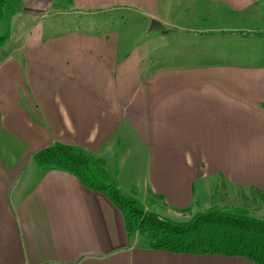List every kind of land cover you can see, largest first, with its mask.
I'll use <instances>...</instances> for the list:
<instances>
[{"label": "crops", "instance_id": "0c3cea01", "mask_svg": "<svg viewBox=\"0 0 264 264\" xmlns=\"http://www.w3.org/2000/svg\"><path fill=\"white\" fill-rule=\"evenodd\" d=\"M15 5L0 47V264H258L142 246L111 199L34 154L83 148L168 217L264 204V0ZM126 14L146 39L114 26Z\"/></svg>", "mask_w": 264, "mask_h": 264}, {"label": "trees", "instance_id": "16d2710c", "mask_svg": "<svg viewBox=\"0 0 264 264\" xmlns=\"http://www.w3.org/2000/svg\"><path fill=\"white\" fill-rule=\"evenodd\" d=\"M15 0H0V16ZM8 39L0 37V45ZM34 160L42 169H59L78 177L95 191L105 194L123 212L129 234L147 241L156 250L183 254H218L245 257L264 264V219L247 211L210 209L192 219L177 222L140 208L136 199L125 195L114 181V174L87 150L62 144L36 152Z\"/></svg>", "mask_w": 264, "mask_h": 264}, {"label": "rangeland", "instance_id": "374dc122", "mask_svg": "<svg viewBox=\"0 0 264 264\" xmlns=\"http://www.w3.org/2000/svg\"><path fill=\"white\" fill-rule=\"evenodd\" d=\"M15 7H16V5L14 7L6 8L4 13L0 16V37L7 36V33H8L7 26L9 25V16L15 10ZM124 12H128V11H124ZM87 18H93V16L92 17L89 16ZM111 20H113L114 26H117L118 29L120 26L123 25L124 36L133 38L135 42H141L142 40L146 39V37L148 35L147 23L145 21H143L141 19V17H138L135 14H133V15H131V14L127 15L126 14L122 17L112 16ZM3 45H5V42L2 45H0V47ZM256 197L257 196H255V197L253 196L252 198H256ZM131 198L135 199V197H131ZM257 198L259 200L257 202H255L256 204L241 203L238 200L236 203H234L233 205H230L225 210L236 211V212L247 211L248 213H250L253 216H257V217L264 219V204L262 203L263 201H262L260 196ZM260 202H261V205L258 206L260 204ZM138 203H139L140 208L142 207V208H144V210H151V211H154L157 213V211H155L154 209L146 208L145 202L138 201ZM243 204H246L247 206L243 205ZM147 207H150V206H147ZM211 209H216V208H211ZM198 211H202V209L201 208H197V209H193V210L191 209V210H189V212H186V213H184V215H181L177 218H174L172 216L168 217L166 215H161V214H160V216L165 218V219H171V220H175L177 222H184V221H188V220L192 219L196 214L202 213V212H198ZM203 211H206V210H203ZM164 216H166V217H164ZM141 236L142 235H140V234L135 235V237L138 238L139 244L142 246L147 245V244H145L147 241L145 240V238L143 239Z\"/></svg>", "mask_w": 264, "mask_h": 264}, {"label": "bare ground", "instance_id": "6f19581e", "mask_svg": "<svg viewBox=\"0 0 264 264\" xmlns=\"http://www.w3.org/2000/svg\"><path fill=\"white\" fill-rule=\"evenodd\" d=\"M4 37V36H3Z\"/></svg>", "mask_w": 264, "mask_h": 264}]
</instances>
